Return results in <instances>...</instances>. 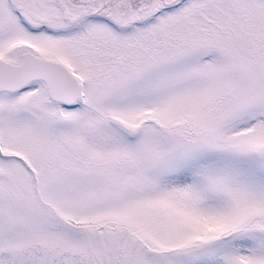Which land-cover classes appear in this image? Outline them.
I'll list each match as a JSON object with an SVG mask.
<instances>
[{
    "label": "snow or ice",
    "instance_id": "6c2138e0",
    "mask_svg": "<svg viewBox=\"0 0 264 264\" xmlns=\"http://www.w3.org/2000/svg\"><path fill=\"white\" fill-rule=\"evenodd\" d=\"M0 264H264V0H0Z\"/></svg>",
    "mask_w": 264,
    "mask_h": 264
}]
</instances>
